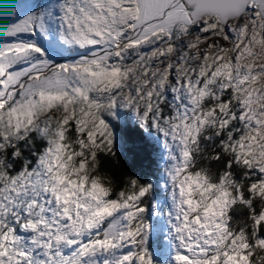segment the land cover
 Instances as JSON below:
<instances>
[{
  "label": "rangeland",
  "instance_id": "obj_1",
  "mask_svg": "<svg viewBox=\"0 0 264 264\" xmlns=\"http://www.w3.org/2000/svg\"><path fill=\"white\" fill-rule=\"evenodd\" d=\"M136 1L138 24L171 3V0ZM248 7L250 10L241 14L242 17L224 24H215L213 17L208 16L189 24L176 5L160 21L134 30L128 43L137 42L157 29L167 30L173 24L193 25L191 34L175 44L160 43L149 51H142L138 64L127 68L129 77L124 88H119L114 96L118 107L122 110L126 106L132 114L141 99H155L170 92L171 102L179 106L178 123H182L187 113L194 111L195 97L200 98L211 87L219 89L223 81H235L240 93L239 118L245 130L236 146L237 153L255 163L264 191V19L252 5ZM34 9L33 0H0V16L3 17L0 30L5 29L10 34L25 21L23 16L32 14ZM49 29L47 22L41 24L43 33L47 34ZM5 46L0 44V50ZM70 50L74 57L59 62L78 67L72 71L74 76L69 87L54 94L47 92L40 99L26 98L17 102L5 114L7 121L13 124L12 132L44 124L47 116L40 119L37 116L53 107L48 117L54 115L60 123L65 117L74 121L86 131L87 144H91L93 130L100 123L95 116L97 105L108 97V103L115 106L113 95L109 97L111 85L120 83L124 74L104 65L108 63L105 55L112 54L109 49L88 56ZM57 55L50 50L46 58L6 75L0 83V104L6 100L15 103L13 92L18 88L11 87L18 78L27 71L41 70L59 58ZM91 65L98 68L92 70ZM3 82L6 86H2ZM59 133L56 132L58 137ZM168 140V144H175L171 135ZM59 148L58 140L51 138L29 170L4 185L0 203L15 204V200L20 199L27 205L21 217L25 222L0 235V264H89L93 258L97 259L96 264H126L129 250L136 243L139 250L134 264H246L239 252L242 245L237 241L225 243L226 248L233 249L231 252L212 253V248L225 242L215 228L226 203L225 196L221 194L212 199L199 215L202 219L189 218L190 210L194 212L199 204H192L191 180L179 174L175 157L169 163L174 173L168 181L172 201L169 206L163 205L158 195L154 210L151 208L148 213L139 205L144 186L109 199L103 179L95 176L87 187L84 175L78 181L68 180L62 176V170L66 173L67 168L62 162V170H58L61 179L58 178L53 169L62 156ZM261 220L264 222V212ZM155 231L158 240L148 247ZM99 232L101 238L97 236ZM164 240L166 250L162 245L155 246ZM260 245L264 249V240H260Z\"/></svg>",
  "mask_w": 264,
  "mask_h": 264
},
{
  "label": "trees",
  "instance_id": "obj_2",
  "mask_svg": "<svg viewBox=\"0 0 264 264\" xmlns=\"http://www.w3.org/2000/svg\"><path fill=\"white\" fill-rule=\"evenodd\" d=\"M33 7V13L23 16L25 21L19 28L10 34L5 29L0 30V44H6L0 50V83L6 75L46 58L50 50L61 57L69 49L82 50L88 55L111 50L112 54L105 55L108 63L104 65L123 73L124 78L115 86L111 85L109 97L113 95L115 106L108 103V97L98 103L95 116L100 123L93 130L90 145L86 131L74 121L65 117L60 123L54 115L48 117L53 107L37 116L38 119L47 116L44 124L28 126L18 133L12 132L13 124L5 115L19 101L40 99L47 92L54 94L68 88L77 66L57 63L45 74L34 75L14 90L16 102L6 100L0 104V194L7 181L29 170L47 141L55 138L62 156L53 169L54 175L61 179L58 170H62V162L67 164L62 176L68 180L78 181L84 175L87 187L97 176L107 186L109 199L144 186L139 205L149 213L151 208L154 210L158 195L163 205L169 206L172 201L168 181L174 173L169 163L175 157L179 174L191 180L192 204H199L194 212L190 210L189 218L202 219L199 215L209 202L217 195L225 196L226 203L215 226L225 242L212 248V253L231 252L233 249L226 248V244L237 241L242 245L239 252L246 264H264V249L260 245V240H264L261 175L255 163L247 156L240 157L236 148L245 133L239 118V84L229 79L223 81L219 89L211 87L200 98L195 97L194 111L188 112L182 123H178L179 106L171 102L170 92L155 99L152 96L141 99L132 114L126 106L121 110L114 96L119 88H124L129 77L127 68L138 64L142 51H149L160 43L175 44L191 34L193 25L173 24L167 30L157 29L137 42L128 43L124 40L138 24L136 0H33ZM0 19L3 21L2 16ZM43 22L50 24L47 34L41 30ZM164 117L168 122L163 121ZM52 128L54 130H50ZM170 135L175 144L167 143ZM24 205L20 199L15 200V204L0 203V235L25 222L21 218L27 204ZM97 236L101 238V233ZM139 238L142 239V234ZM157 240L155 231L147 246ZM160 245L166 250V240L155 244ZM122 250L126 252V248ZM138 250L137 243L130 248L126 264L135 263Z\"/></svg>",
  "mask_w": 264,
  "mask_h": 264
},
{
  "label": "water",
  "instance_id": "obj_3",
  "mask_svg": "<svg viewBox=\"0 0 264 264\" xmlns=\"http://www.w3.org/2000/svg\"><path fill=\"white\" fill-rule=\"evenodd\" d=\"M250 3L261 19H264V0H171V4H167L162 10L155 13L150 19L139 23L134 30L150 26L162 19L166 11L174 6H178L184 13L189 24L196 23L204 16L213 17L219 24H224L227 20L238 18L239 15L247 13L250 9L247 4ZM133 30V31H134ZM132 35V34H131ZM128 36L124 41H128L133 36ZM123 41V42H124ZM82 56H88L82 50H78ZM65 57H59L48 64L44 65L41 70L27 71L18 78L17 82L11 88H20L32 74L39 76L45 74L52 69L57 63L65 58L74 57L72 51H66ZM97 259L93 258L89 264H96Z\"/></svg>",
  "mask_w": 264,
  "mask_h": 264
},
{
  "label": "bare ground",
  "instance_id": "obj_4",
  "mask_svg": "<svg viewBox=\"0 0 264 264\" xmlns=\"http://www.w3.org/2000/svg\"><path fill=\"white\" fill-rule=\"evenodd\" d=\"M169 4H171V3H169ZM248 5H251V4H250V3H248V4H247V6H248ZM252 5H253V4H252ZM172 9H173V7L169 8V9H168L166 12H168V11H170V10H172ZM242 16H243V15H242ZM242 16H241V15H239V17H242ZM229 21H231V20H229Z\"/></svg>",
  "mask_w": 264,
  "mask_h": 264
},
{
  "label": "flooded vegetation",
  "instance_id": "obj_5",
  "mask_svg": "<svg viewBox=\"0 0 264 264\" xmlns=\"http://www.w3.org/2000/svg\"><path fill=\"white\" fill-rule=\"evenodd\" d=\"M200 79L202 80V79H204V78H200ZM202 95H203V94H202ZM202 95H201V96H202ZM32 258H33V255L29 256V258H28L29 262L31 261ZM28 260H27V261H28Z\"/></svg>",
  "mask_w": 264,
  "mask_h": 264
}]
</instances>
